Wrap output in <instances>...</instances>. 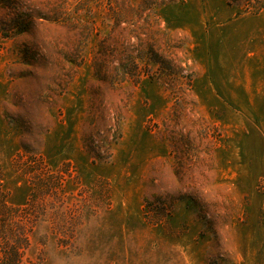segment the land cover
Segmentation results:
<instances>
[{
  "label": "rangeland",
  "instance_id": "374dc122",
  "mask_svg": "<svg viewBox=\"0 0 264 264\" xmlns=\"http://www.w3.org/2000/svg\"><path fill=\"white\" fill-rule=\"evenodd\" d=\"M131 34L175 87L103 84ZM3 201L22 264H264V0H0Z\"/></svg>",
  "mask_w": 264,
  "mask_h": 264
},
{
  "label": "trees",
  "instance_id": "16d2710c",
  "mask_svg": "<svg viewBox=\"0 0 264 264\" xmlns=\"http://www.w3.org/2000/svg\"><path fill=\"white\" fill-rule=\"evenodd\" d=\"M157 31H164L162 26H160L159 20L156 28V32ZM136 39L142 44L141 47H137V44H135ZM103 46L104 42H101L97 54L98 57L96 56V72L103 84L111 87L115 91L120 92L138 86L146 77L152 79L157 77L162 78L165 84L175 87V79L183 75L179 69L185 67L175 63L173 58L175 52H169L166 47L162 46L159 38H154L148 34H131L130 38L126 41V48L120 51L109 50L108 48L105 49ZM186 83L193 88L194 80L192 78ZM127 93L128 98L125 103L129 102L132 97L131 90L127 91ZM115 107L118 109L119 104H116ZM127 107L128 104H125L124 108L126 111ZM113 110L114 109L108 108L106 112L102 111L101 114L98 115V118H100L99 122L102 123L109 118L111 119L110 115ZM120 111L124 110L120 109ZM41 178H43V176ZM44 179L45 177L43 181H41L39 177L36 178L35 176V182L33 180V183L35 185H40L39 187L34 186L40 189L42 183L46 185ZM37 180L40 182H37ZM2 205H4V207L0 208V264H22L24 261V252L29 243L26 230L22 227V232L21 230L17 231L11 224L6 222V220L9 219H7V217L11 214H7L6 209L4 210V208L8 207L5 201H3ZM16 210L17 208H12V211ZM150 211L151 215L153 211V215H156L158 218L170 215L169 208H167L165 204L156 206L150 209ZM150 213L148 211L146 214L148 219H150Z\"/></svg>",
  "mask_w": 264,
  "mask_h": 264
}]
</instances>
